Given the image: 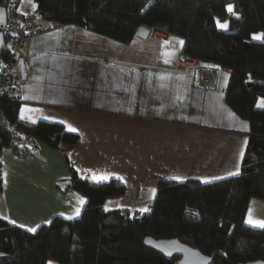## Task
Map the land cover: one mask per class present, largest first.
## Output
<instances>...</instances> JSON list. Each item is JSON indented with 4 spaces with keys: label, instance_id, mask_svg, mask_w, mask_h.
<instances>
[{
    "label": "crops",
    "instance_id": "1",
    "mask_svg": "<svg viewBox=\"0 0 264 264\" xmlns=\"http://www.w3.org/2000/svg\"><path fill=\"white\" fill-rule=\"evenodd\" d=\"M35 7L19 0L23 13ZM225 21L217 20L222 30ZM183 44L169 33H135L124 43L74 24L27 42L30 79L19 118L61 123L79 138L57 148L35 140L26 155L3 147L0 216L27 230L55 215L79 217L86 197L57 187H66L71 169L94 181L120 180L124 192L103 207L131 216L148 212L161 178L208 183L238 174L250 125L225 102L231 71L196 59L191 71L178 72ZM256 221L264 222V199L251 197L245 223L264 228Z\"/></svg>",
    "mask_w": 264,
    "mask_h": 264
},
{
    "label": "trees",
    "instance_id": "2",
    "mask_svg": "<svg viewBox=\"0 0 264 264\" xmlns=\"http://www.w3.org/2000/svg\"><path fill=\"white\" fill-rule=\"evenodd\" d=\"M35 1L44 20L78 25L124 43L141 25L182 37L183 55L230 69L224 99L249 121L250 133L238 174L208 183L161 178L148 212L141 215L104 209L105 198L124 192L120 180L94 181L71 169L66 187H57L86 197L80 216L55 215L35 231L0 216V264H176L179 257L165 258L144 244L145 237L177 238L205 255L220 251L211 264L264 260V228L245 223L250 198L264 199V38H251L264 34V0ZM217 20H227L226 30ZM9 55L5 39L0 62ZM19 105L0 98V191L3 147L26 155L35 140L57 148L61 142L74 146L79 138L61 123L21 120Z\"/></svg>",
    "mask_w": 264,
    "mask_h": 264
},
{
    "label": "built area",
    "instance_id": "3",
    "mask_svg": "<svg viewBox=\"0 0 264 264\" xmlns=\"http://www.w3.org/2000/svg\"><path fill=\"white\" fill-rule=\"evenodd\" d=\"M26 13L19 9V0H4L5 25L3 33L7 40L10 53L7 60L0 62V98L21 100V89L30 79V59L24 52V46L37 35L62 28L64 24L44 21L37 6ZM148 35L166 37L167 32L157 28L148 27ZM196 59L181 55L178 72L188 73L194 67ZM26 148V146H25Z\"/></svg>",
    "mask_w": 264,
    "mask_h": 264
},
{
    "label": "water",
    "instance_id": "4",
    "mask_svg": "<svg viewBox=\"0 0 264 264\" xmlns=\"http://www.w3.org/2000/svg\"><path fill=\"white\" fill-rule=\"evenodd\" d=\"M5 25V10L4 6H0V53L5 47V35L3 33ZM148 27L141 25L136 31V35L146 38L148 35ZM147 247L153 248L161 253L165 258L170 259L173 256L179 257L176 264H211L214 254L220 253L215 251L211 255L201 253L197 248L191 247L177 238L169 239H154L152 237H145L143 240ZM238 264H264V260H255Z\"/></svg>",
    "mask_w": 264,
    "mask_h": 264
},
{
    "label": "snow or ice",
    "instance_id": "5",
    "mask_svg": "<svg viewBox=\"0 0 264 264\" xmlns=\"http://www.w3.org/2000/svg\"><path fill=\"white\" fill-rule=\"evenodd\" d=\"M228 10H229V11H232V6H228ZM220 26L223 27V28H226V27H227V25H220ZM254 38H255V39H261V38H264V34L254 36ZM73 130H74V129H73ZM248 222H249V223H253V221H252L251 219H249ZM255 223L258 224L259 226L264 227V222L256 221ZM29 231H35V229H29Z\"/></svg>",
    "mask_w": 264,
    "mask_h": 264
},
{
    "label": "rangeland",
    "instance_id": "6",
    "mask_svg": "<svg viewBox=\"0 0 264 264\" xmlns=\"http://www.w3.org/2000/svg\"><path fill=\"white\" fill-rule=\"evenodd\" d=\"M226 25L227 24V21H225L222 25ZM47 264H55V262H52V261H49V262H47Z\"/></svg>",
    "mask_w": 264,
    "mask_h": 264
}]
</instances>
